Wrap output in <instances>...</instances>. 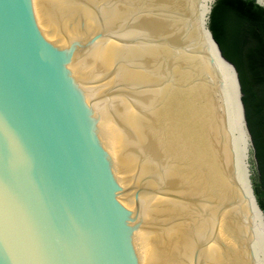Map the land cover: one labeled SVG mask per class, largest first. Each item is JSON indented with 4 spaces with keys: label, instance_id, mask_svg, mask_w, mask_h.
<instances>
[{
    "label": "water",
    "instance_id": "water-1",
    "mask_svg": "<svg viewBox=\"0 0 264 264\" xmlns=\"http://www.w3.org/2000/svg\"><path fill=\"white\" fill-rule=\"evenodd\" d=\"M217 1L0 0V264H264Z\"/></svg>",
    "mask_w": 264,
    "mask_h": 264
},
{
    "label": "trees",
    "instance_id": "trees-1",
    "mask_svg": "<svg viewBox=\"0 0 264 264\" xmlns=\"http://www.w3.org/2000/svg\"><path fill=\"white\" fill-rule=\"evenodd\" d=\"M210 28L239 72L254 142L253 181L264 210V7L256 0H218Z\"/></svg>",
    "mask_w": 264,
    "mask_h": 264
}]
</instances>
